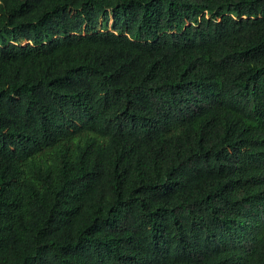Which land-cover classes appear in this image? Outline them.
Instances as JSON below:
<instances>
[{
  "label": "trees",
  "instance_id": "obj_1",
  "mask_svg": "<svg viewBox=\"0 0 264 264\" xmlns=\"http://www.w3.org/2000/svg\"><path fill=\"white\" fill-rule=\"evenodd\" d=\"M0 264H264V0H0Z\"/></svg>",
  "mask_w": 264,
  "mask_h": 264
}]
</instances>
